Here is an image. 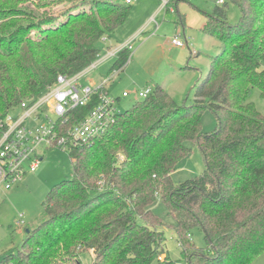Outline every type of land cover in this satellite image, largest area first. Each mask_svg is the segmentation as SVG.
Here are the masks:
<instances>
[{"label":"trees","instance_id":"obj_1","mask_svg":"<svg viewBox=\"0 0 264 264\" xmlns=\"http://www.w3.org/2000/svg\"><path fill=\"white\" fill-rule=\"evenodd\" d=\"M232 2L240 9L236 23L228 21L227 4L206 13L201 30L221 46L193 103L179 106L157 85L119 111L91 145L73 148L72 178L49 189L45 220L0 264H78L85 250L93 253L91 264H176L159 259L165 235L151 209L158 196L175 218L187 264H251L264 253V116L249 101L253 88L264 98V0ZM131 7L115 0H0V119L45 92L57 75L95 62L98 42ZM130 56L121 49L110 73ZM97 102L95 95L73 109L66 127ZM203 108L217 118L210 132L201 131ZM187 141L199 147L205 167L174 185ZM193 229L203 232L206 248L191 240Z\"/></svg>","mask_w":264,"mask_h":264},{"label":"rangeland","instance_id":"obj_2","mask_svg":"<svg viewBox=\"0 0 264 264\" xmlns=\"http://www.w3.org/2000/svg\"><path fill=\"white\" fill-rule=\"evenodd\" d=\"M125 4V0H115ZM160 7V0H156ZM137 0L132 3L127 20L120 25L109 38H102L98 42L100 53L95 62H99L106 55L108 48L118 47L127 31L133 30L143 20L145 11L150 5ZM177 0L173 5L174 13L159 11L156 20L159 28L160 45L156 40L150 41L139 53V57L129 59L124 65V70L116 75L110 73L114 60L113 57L92 69L88 77L94 86L99 85L103 78L110 75L105 88L111 95L120 97L118 109L120 112L128 110L136 101L138 92L149 87L152 91L157 85L163 86L166 92L179 106L190 105L194 100V91L198 82L207 73L211 61L203 53L199 57H193L192 53L201 51L213 55L220 50L221 41L213 36L205 34L201 28L204 24L206 13L212 11L216 5H228V21L236 23L240 18L239 7L232 0ZM147 6V9H146ZM56 12L62 10L61 6L55 8ZM178 10V13L176 12ZM181 18V21H180ZM151 25L143 32H139L133 42V50L152 33ZM184 30V35L182 34ZM177 36L179 40L187 44L176 48L172 45V39ZM36 34V32H35ZM159 46V47H158ZM160 49V50H159ZM164 49V50H162ZM132 50V51H133ZM151 52V53H150ZM151 54V55H150ZM179 63V64H177ZM127 91L129 96L122 97V92ZM249 101L253 102L257 110L264 116V98L260 96L257 88H253ZM17 110H15L16 112ZM44 121L41 120L40 123ZM201 131L210 132L217 125L214 112L203 108L200 116ZM186 146L190 152L181 158L171 178L174 185L187 179L196 177L202 173L205 164L199 147L193 141H187ZM73 165L69 152L61 149H48L43 152V160L34 172L27 173L20 182L9 186L0 184V262L7 253H16L26 238V230H32L42 223L46 216L43 202L51 187L72 178ZM159 218L161 228L165 235V255L176 261V264H187L181 255L178 235L175 230V218L167 209L160 196L157 197L151 207ZM17 221H23L21 225ZM191 240L197 247L206 248L204 234L199 229H193ZM160 260L164 256L159 257ZM80 264H91L92 255L89 250L82 251L78 255ZM151 264H158L155 260ZM251 264H264V253L260 254Z\"/></svg>","mask_w":264,"mask_h":264},{"label":"built area","instance_id":"obj_3","mask_svg":"<svg viewBox=\"0 0 264 264\" xmlns=\"http://www.w3.org/2000/svg\"><path fill=\"white\" fill-rule=\"evenodd\" d=\"M136 1L125 0V3ZM223 3V0H218V4ZM160 9L174 11L172 0H160ZM156 18L155 15L150 21L157 26ZM172 43L176 46L184 44L177 37L172 39ZM123 48L131 51L132 41L108 49L106 57H116ZM95 66L96 62H93L74 75H57L56 81L45 92L35 98L23 99L0 119V184L9 186L22 181L27 173L36 171L45 150L56 148L70 152L73 148L91 145L115 121L120 111L117 108L120 97L111 95L105 88L111 76L104 77L97 86L83 82L87 72ZM151 93L152 90L147 87L138 92L136 100L144 99ZM95 95L98 102L94 108L67 128L71 111L86 106ZM128 96L127 91L122 92V97ZM41 120L44 122L40 123ZM22 223L17 221L18 225Z\"/></svg>","mask_w":264,"mask_h":264},{"label":"crops","instance_id":"obj_4","mask_svg":"<svg viewBox=\"0 0 264 264\" xmlns=\"http://www.w3.org/2000/svg\"><path fill=\"white\" fill-rule=\"evenodd\" d=\"M143 3H146V4H148V5H150L149 7H148V9H147V6H146V13H145V15H144V17H143V20L136 26V28L135 29H133V30H129V31H127L126 32V34L124 35V37L121 39V40H119L118 41V47L119 46H122V45H124V44H126L127 42H130V41H132V44H133V42L136 40V37L139 35L138 33L141 31V32H143L145 29H147L148 27H150L151 25L153 26V30H152V33H150L149 34V36L147 37V38H144L143 40H142V42L137 46V48L135 47V49L133 50V47H132V49H131V56H130V58L129 59H132V58H136L137 56L139 57V53H140V51L142 50V48H144L150 41H152V40H156L158 43L157 44H159L160 45V39H161V37H160V35L159 34H156V32H157V30L159 29V28H161L162 26H159V23H158V25L156 26L154 23H152L150 20H151V17H153V16H157L158 15V13H159V11H162L161 9H160V7L158 6V2L156 1V0H144V2ZM175 4L177 5V0H175ZM174 4V5H175ZM166 11H170V13H174V11H171V10H165L164 12H166ZM176 12L178 13V10H176ZM166 13H168V12H166ZM179 14V13H178ZM180 21H181V18H180ZM205 21H206V18H205ZM205 21H204V23H205ZM160 30V29H159ZM182 34L184 35V30H182ZM180 34L178 33V34H176V35H174L175 37H177V36H179ZM185 36V35H184ZM107 38V37H106ZM108 38H109V36H108ZM185 43L184 44H187V41H186V39H185V41H184ZM172 43V42H171ZM184 44H183V46H176V45H174L173 43H172V45H173V47L175 46L176 48H181V47H184ZM161 46V45H160ZM117 47V48H118ZM159 47V46H158ZM161 48H163L162 46H161ZM220 48V47H219ZM108 49H111L110 47L108 48ZM133 50V51H132ZM160 50V49H159ZM162 50H164V49H162ZM193 51V57H199L202 53L204 54V55H206L207 57H209V60H210V53H205V52H201V51H197V52H195L194 50H192ZM218 51H215L213 54H216ZM151 53V52H150ZM151 55V54H150ZM106 58H109V57H106V55L103 57V58H101L100 60H99V62H96V66H95V68L97 67V66H99L100 64H102L105 60H106ZM114 59H115V57H113ZM129 62V60L127 61V63ZM177 64H179V63H177ZM95 68H93V69H95ZM92 70V69H91ZM91 70H89L88 72H87V74H86V76H85V78L83 79V82H85V83H90V84H92V85H94L92 82L93 81H91V80H89V78H87L88 77V74H89V72L91 71ZM122 70H124V66L121 68V69H119V70H117L115 73H116V75L118 74V73H120ZM104 79V78H103ZM162 88H163V86H161ZM115 97H118L119 98V96H117V95H114ZM120 100V99H119ZM90 252H91V255L93 256V253H92V251L90 250ZM163 256H165V254H163Z\"/></svg>","mask_w":264,"mask_h":264},{"label":"water","instance_id":"obj_5","mask_svg":"<svg viewBox=\"0 0 264 264\" xmlns=\"http://www.w3.org/2000/svg\"><path fill=\"white\" fill-rule=\"evenodd\" d=\"M29 230H26V232H28ZM79 264V263H78Z\"/></svg>","mask_w":264,"mask_h":264}]
</instances>
